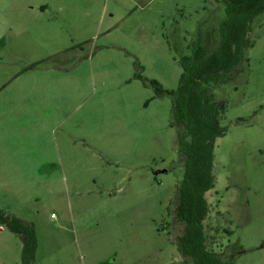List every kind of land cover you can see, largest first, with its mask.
Segmentation results:
<instances>
[{"label":"rangeland","instance_id":"1","mask_svg":"<svg viewBox=\"0 0 264 264\" xmlns=\"http://www.w3.org/2000/svg\"><path fill=\"white\" fill-rule=\"evenodd\" d=\"M16 1L0 0V16L6 7L18 32L37 30L39 14L13 13ZM61 1L75 13L72 49L0 41V213L30 228V264H183L174 100L149 82L177 91L180 60L218 47L227 0ZM246 38L230 79L203 88L226 128L203 227L221 260L264 264V13ZM21 73L36 80L29 95ZM22 251L0 224V264H21Z\"/></svg>","mask_w":264,"mask_h":264},{"label":"trees","instance_id":"2","mask_svg":"<svg viewBox=\"0 0 264 264\" xmlns=\"http://www.w3.org/2000/svg\"><path fill=\"white\" fill-rule=\"evenodd\" d=\"M225 11L227 19L219 29L218 47L211 52L206 46L197 48L191 57L180 60L183 72L177 91L165 92L157 83L149 82L158 95L166 94L174 100L171 126L177 129L181 141L179 156L184 169L177 187L174 218L183 226L182 234L176 238L183 264H231L206 248L203 222L209 205L205 194L215 186L214 145L225 135L226 128L220 125L224 104L203 88L210 82L225 84L232 70L237 69L244 49L250 47L246 38L250 25L255 17L264 13V0H227ZM0 224L22 236L21 264H30L33 258L29 247V243L33 244L30 228L21 220L2 213Z\"/></svg>","mask_w":264,"mask_h":264},{"label":"crops","instance_id":"3","mask_svg":"<svg viewBox=\"0 0 264 264\" xmlns=\"http://www.w3.org/2000/svg\"><path fill=\"white\" fill-rule=\"evenodd\" d=\"M68 4H72L76 2L77 0H65ZM61 0H21L20 4H17V1L11 4L10 8L13 13L20 11L23 17L27 16L28 21L31 20L30 16L37 17L36 14H39L37 26L38 29L34 31L26 30L18 32L17 30L12 27L13 24V17L11 20H7L4 17V14L6 13L7 9L5 8L4 13L0 16V41L4 38H9L10 44H18L17 46H20V48L25 49L27 45L28 49L31 48V46L37 48V47H44L45 49H50L49 51L52 53H55L57 48L61 49H72V46L74 47L75 44V37L73 36V21L72 18L75 17L74 11L66 10L61 5ZM18 5V9H17ZM8 7V6H7ZM18 10V11H17ZM64 13V14H63ZM18 15L21 16L18 12ZM65 15V19L67 20V26L68 29H65L64 31L63 27L66 26V22L64 21L63 26V20ZM55 19V20H54ZM64 19V20H65ZM76 27V25L74 26ZM30 28V26H29ZM32 29V28H31ZM70 36L69 38L67 36ZM73 37L75 40H73ZM5 42V40L3 41ZM55 42H58L60 45L59 47L55 45ZM53 50V51H52ZM58 68V67H57ZM60 69V71H63V69ZM50 74L53 75L54 79L56 80V76L54 75L57 72H54L55 70L50 69ZM29 73H21L19 75H16L14 77V81L17 85L22 84L21 91L29 95L31 94L33 89L26 88L27 86H33V83L36 82L33 78L31 80L27 78L26 75ZM48 76V75H47ZM38 90L41 91V88L38 86Z\"/></svg>","mask_w":264,"mask_h":264}]
</instances>
